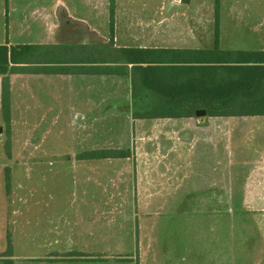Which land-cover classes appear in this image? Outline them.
Segmentation results:
<instances>
[{
  "label": "crops",
  "instance_id": "crops-1",
  "mask_svg": "<svg viewBox=\"0 0 264 264\" xmlns=\"http://www.w3.org/2000/svg\"><path fill=\"white\" fill-rule=\"evenodd\" d=\"M32 1L21 4L19 0H2L5 6L3 10L8 11V27L13 38L11 43L15 44H0L7 45L9 49L20 45L36 46L29 63L10 64L11 67H26V70L7 74L10 84L9 113L12 115L15 108H20L24 109L21 116L30 122H44L51 118L52 123L76 125L79 133L89 134L86 140L89 139L90 144L96 147L72 151V154L115 149L99 148L98 141L110 138L113 132L116 134L120 126L124 131L121 138L129 139L137 130L139 146L135 153L128 149V155L136 154L139 157L141 202L193 203V197H196L194 188L200 187H203V191L205 188L202 202H206V156L210 157V171L218 172V188L222 189L218 203L239 206L233 214L234 226L227 230L233 235L229 239L233 244V257L225 263L264 264V114L210 116L206 112L205 116L195 113L181 117L135 118L132 73L133 66L139 64H114L109 60L99 62V46L102 45L111 49H158L161 52L157 56L161 62L156 65L162 68L163 75L167 77V71H170L172 84L184 83L198 73L200 68L197 67H201L204 73L206 55L181 51L214 48L215 20L213 46H167L206 44V35L200 37L194 31L189 35L188 31L180 30L185 27L184 23L180 26L166 17L151 24H134L130 20L124 23L121 21L123 12L119 0H113V15L111 0ZM189 1L175 0L176 4L187 5ZM200 2L204 3L205 0H198ZM222 5L224 2L219 0V48L224 51L264 52V28L261 25L256 28L228 25L222 21ZM192 26L197 28V25ZM134 28L148 30L135 31ZM184 33L186 35H182ZM142 65L145 67L147 64ZM125 67L128 68L127 73ZM3 77L0 75L1 108ZM15 80L26 81L22 89L26 93L25 100L23 97L18 101L14 99ZM6 119H9V114ZM89 125L91 132H88ZM110 125L115 127L111 128ZM168 182H175L172 184L175 188L183 187L181 182H189V186L180 191L177 200H155L156 195L166 191L164 188L168 187ZM20 200H24V197L15 199L11 210L12 264H17L16 260L19 259L15 225L19 214L16 205ZM6 213L7 207L3 202L0 206V252L7 249ZM157 218L150 214L138 215V264L146 263L142 252L147 245L148 235L158 244V231L163 230L165 224L157 222ZM186 226L189 227V224ZM192 227L193 223V232ZM171 240L175 243L174 239ZM193 243L194 238L190 242H179L175 263H196ZM32 259L60 261L63 258L59 255ZM158 261L156 258L155 263ZM4 263L0 261V264Z\"/></svg>",
  "mask_w": 264,
  "mask_h": 264
},
{
  "label": "rangeland",
  "instance_id": "rangeland-1",
  "mask_svg": "<svg viewBox=\"0 0 264 264\" xmlns=\"http://www.w3.org/2000/svg\"><path fill=\"white\" fill-rule=\"evenodd\" d=\"M19 1L27 4L32 0ZM222 1L223 22L264 28V0ZM119 2L124 23L130 20L134 24H151L166 17L180 26L184 23L185 27L180 30L188 31L189 35L193 31L200 37L206 35V44L167 46H213L216 0L204 3L190 0L189 5L176 4L175 0ZM3 9L5 6L0 0V42H10L13 46L8 11ZM25 85L26 81L15 80L16 101L21 97L25 100L26 93L22 90ZM22 110L15 108L12 115L9 113L8 121L0 106V206L4 202L7 207V233L11 232L12 204L18 197H24L16 205L19 208L15 225L17 264H138V215L144 214L156 216L157 222L165 224L164 229L158 231L157 245L147 234V245L142 252L145 264H181L175 263L179 242H190L193 238L194 264H233L225 263L233 257V244L229 241L233 235L227 230L234 226L233 214L239 206L218 203L222 189L218 188V172L210 171V157L206 156V202H202L205 199L203 187L194 188L193 203L141 202L136 154L130 158L87 160L83 154H72V151L96 147L86 140L88 133H79L76 125L52 123L51 118L30 122L21 116ZM88 132H91L90 125ZM122 135L124 131L120 126L116 134L113 132L110 138L98 141V147L136 152L137 130L129 139L121 138ZM173 183L168 182L166 191L156 195L155 200H177L180 191L189 186V182H181L183 187L175 188ZM3 253L0 252V261H4ZM58 253L63 258L60 261L32 259L59 256Z\"/></svg>",
  "mask_w": 264,
  "mask_h": 264
},
{
  "label": "trees",
  "instance_id": "trees-1",
  "mask_svg": "<svg viewBox=\"0 0 264 264\" xmlns=\"http://www.w3.org/2000/svg\"><path fill=\"white\" fill-rule=\"evenodd\" d=\"M113 15V0H111ZM215 8V45L207 50L181 52L206 55L204 73L201 67L197 74L186 82L172 84L173 76L157 67L158 49L113 48L99 46V62L139 64L133 66V115L135 118L192 116L198 109L207 115H257L264 114V52L224 51L219 48V0ZM113 26L111 27V32ZM36 46L20 45L8 48L0 44V75L2 80V109L7 116L10 111L9 78L11 71L26 70V67H11L27 64ZM171 52L168 50H163ZM201 59V58H200ZM202 62V61H201ZM242 65H226V64ZM142 64H147L143 67ZM245 64V65H243ZM255 64V65H251ZM259 64V65H258ZM165 69V68H164ZM127 73L128 68L125 67ZM157 101V102H155ZM8 120V119H7ZM86 159L127 158L128 151L99 149L82 155ZM9 186L10 178L7 176ZM13 245L11 233H7V249L3 253L4 264H12Z\"/></svg>",
  "mask_w": 264,
  "mask_h": 264
},
{
  "label": "water",
  "instance_id": "water-1",
  "mask_svg": "<svg viewBox=\"0 0 264 264\" xmlns=\"http://www.w3.org/2000/svg\"><path fill=\"white\" fill-rule=\"evenodd\" d=\"M182 2L186 3L188 0H181ZM197 116H205L206 115V110L205 109H198L196 111ZM2 131V127H0V132Z\"/></svg>",
  "mask_w": 264,
  "mask_h": 264
}]
</instances>
